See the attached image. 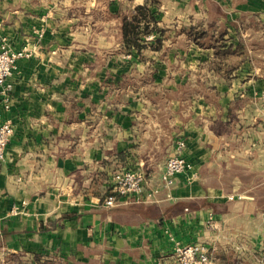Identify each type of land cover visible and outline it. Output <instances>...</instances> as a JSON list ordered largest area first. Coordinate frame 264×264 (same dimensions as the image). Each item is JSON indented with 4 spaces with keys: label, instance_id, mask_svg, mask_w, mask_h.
<instances>
[{
    "label": "crops",
    "instance_id": "1",
    "mask_svg": "<svg viewBox=\"0 0 264 264\" xmlns=\"http://www.w3.org/2000/svg\"><path fill=\"white\" fill-rule=\"evenodd\" d=\"M148 1L0 0V44L28 51L0 89V264H172L194 242L264 264V0H150L127 50ZM178 141L169 191L104 204L118 169L160 187Z\"/></svg>",
    "mask_w": 264,
    "mask_h": 264
},
{
    "label": "built area",
    "instance_id": "2",
    "mask_svg": "<svg viewBox=\"0 0 264 264\" xmlns=\"http://www.w3.org/2000/svg\"><path fill=\"white\" fill-rule=\"evenodd\" d=\"M28 56L25 47L15 50L6 43L0 44V89H5L7 79L15 69V63ZM7 99H3L0 107V117L3 109L8 107ZM13 129L10 122L0 119V161H2L7 145L12 136ZM184 147L182 141H178L175 150L170 155L160 176V187L146 190V178L140 172L130 169H118L111 176V195L104 197L106 206H112L117 198L134 197L139 200L150 199L156 195L160 189L169 191L175 182V177L180 174L191 172L192 165L184 160L180 153ZM15 213V211H11ZM154 264H166L163 260L157 259ZM172 264H211L208 247L202 243L194 242L179 245L174 248Z\"/></svg>",
    "mask_w": 264,
    "mask_h": 264
},
{
    "label": "trees",
    "instance_id": "3",
    "mask_svg": "<svg viewBox=\"0 0 264 264\" xmlns=\"http://www.w3.org/2000/svg\"><path fill=\"white\" fill-rule=\"evenodd\" d=\"M153 4L152 1H148L146 4L142 6L135 7V12L129 16H126L122 20V40L124 47L127 50H139L144 46L141 42L144 39L142 36L146 34H150V32L154 30H148V22L152 19L149 16V4ZM155 30L158 33H162L161 30H157L154 26ZM153 29V28H152ZM193 39L198 41L199 38L203 37V33L191 32ZM159 42V41H158Z\"/></svg>",
    "mask_w": 264,
    "mask_h": 264
}]
</instances>
